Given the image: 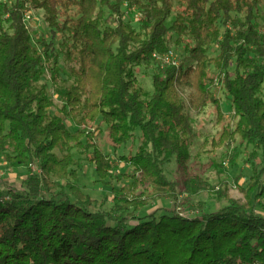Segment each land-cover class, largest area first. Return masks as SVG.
<instances>
[{"label": "trees", "instance_id": "16d2710c", "mask_svg": "<svg viewBox=\"0 0 264 264\" xmlns=\"http://www.w3.org/2000/svg\"><path fill=\"white\" fill-rule=\"evenodd\" d=\"M263 2H0V157L29 171L20 189L10 185L0 195V264H264V216L257 212L264 198V33L256 26ZM133 6L142 15L138 28L126 10ZM28 10L44 12L48 40L30 33ZM173 35L186 65L154 61L149 96L135 69L169 51ZM215 43L219 52L210 58ZM50 88L59 110H51ZM180 88L190 90L187 103ZM221 89L235 123L212 146L244 144V204L224 182L168 180L164 173L172 159L184 169L189 157L194 131L186 106L198 114L213 105L223 119ZM98 125L115 150L137 142L134 154L121 157L131 167L130 183L111 189L109 210L83 192L73 169L77 150L99 181L111 176L112 159L96 142ZM203 192L224 206L196 216L178 211L179 194ZM168 199L173 208L138 216L150 202Z\"/></svg>", "mask_w": 264, "mask_h": 264}, {"label": "rangeland", "instance_id": "374dc122", "mask_svg": "<svg viewBox=\"0 0 264 264\" xmlns=\"http://www.w3.org/2000/svg\"><path fill=\"white\" fill-rule=\"evenodd\" d=\"M11 0H0L4 3ZM136 6V5H135ZM133 6V7H135ZM126 7V6H125ZM136 11L138 8L135 7ZM135 9L126 8L129 15L133 17V25L138 28L139 22H135L134 14ZM25 22L33 36L39 35L45 37L47 40L48 31L45 23V15L43 11H30L25 13ZM256 26L260 33H264V2L259 7L256 19ZM177 37L173 35L169 39V49L173 50L179 57L180 61L186 57V52L182 45L175 43ZM35 41V40H34ZM219 52V47L215 43L208 49V56L214 58ZM186 65V64H185ZM189 65V64H187ZM136 76L139 84L147 91L150 96L153 92L152 76L157 72L154 61L149 64H143L136 67ZM233 68L231 69V71ZM214 73V70H211ZM50 95L53 101V108L51 110H59L61 102L56 94L50 88ZM180 97L187 103V97L190 93L189 89L180 88ZM264 98V92H263ZM220 105L223 110V119L217 120L216 107L208 105L201 113H195L186 106V113L190 116L194 136L188 142V160L185 162V167L180 168L174 159L170 163L164 165V173L168 180L183 181L191 175H197L203 180L207 181L211 186H217L219 183L224 182L228 185V194L231 198L246 203L244 195L238 190V186H244L250 175L249 165L244 164L245 161V146L240 140L233 144L231 147H213L212 141L218 139L221 135L224 126L233 128L235 119L233 117V110L230 101L223 89L219 91ZM98 124V123H97ZM73 127H70L72 130ZM106 127L98 125L95 131V138L97 144L103 152L112 159V173L111 176L105 181H99L95 174L94 165L90 164L83 153L73 150V158L78 161V186L84 193L91 196L97 201L100 208L109 210L114 203V195L111 192L112 188L119 189L130 183L126 175L131 173V167L121 160V157L132 155L137 148V142H128L120 149H113L106 136ZM251 150V148H249ZM56 154L60 156L58 151ZM37 170L36 168H34ZM34 171V170H33ZM28 169L25 167H12L0 157V195H8V186H13L17 189L28 175ZM180 201V208L178 211L189 216H196L203 212L217 211L222 208L225 202H219L212 192H203L201 195L185 198L183 194L178 195ZM184 198V199H183ZM183 199V201H182ZM169 207L173 208V200H158L150 202L149 205L142 210L138 216L143 217L147 214L154 212L158 208ZM180 209V210H179ZM257 212L264 216V198L260 201L257 207ZM163 214L160 211L156 218Z\"/></svg>", "mask_w": 264, "mask_h": 264}, {"label": "built area", "instance_id": "2783aa9c", "mask_svg": "<svg viewBox=\"0 0 264 264\" xmlns=\"http://www.w3.org/2000/svg\"><path fill=\"white\" fill-rule=\"evenodd\" d=\"M135 7H132L130 9L133 10ZM134 19L136 22L141 21L142 15L138 13L135 9ZM153 61H155L160 67L164 66H173V67H179L181 64V61L179 57L175 54L173 50H169L166 53L160 54V53H154L152 55ZM183 215H186L182 213Z\"/></svg>", "mask_w": 264, "mask_h": 264}]
</instances>
